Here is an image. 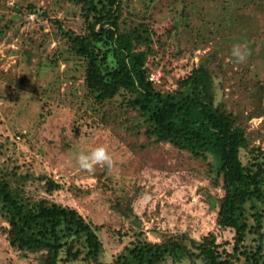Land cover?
<instances>
[{"label":"trees","instance_id":"obj_1","mask_svg":"<svg viewBox=\"0 0 264 264\" xmlns=\"http://www.w3.org/2000/svg\"><path fill=\"white\" fill-rule=\"evenodd\" d=\"M3 12L27 26L17 50L9 51L31 68L32 84L42 90L40 99L58 94L84 123L117 131L131 152L168 145L187 154L203 167L210 186L222 192L202 194L216 209V229L230 233V241L218 242L215 232L197 240L187 232L153 228L157 241L152 242L133 210L138 193L117 194L104 183L106 168L97 171L96 188L112 193L110 209L129 222L108 230L118 243L128 238L125 253L112 264H264V151L250 145L247 135L249 121L264 116L261 83L253 86V102H240L235 79L216 50L200 55L173 88H165V78L150 81L148 64L159 41L143 18L127 20L124 0H49L45 6L20 0L10 6L0 0V16ZM29 14L35 21L31 27L24 20ZM73 20L79 21L78 30L70 26ZM13 25L9 20L0 27V42ZM247 28L242 24L241 33ZM16 79L22 81L17 73L10 84ZM62 84L63 95L57 90ZM8 146V139L0 137V230L10 250L21 258L31 256L35 264H106L95 227L76 210L28 190L34 186L52 195L62 189L60 182L35 175L9 154Z\"/></svg>","mask_w":264,"mask_h":264},{"label":"rangeland","instance_id":"obj_2","mask_svg":"<svg viewBox=\"0 0 264 264\" xmlns=\"http://www.w3.org/2000/svg\"><path fill=\"white\" fill-rule=\"evenodd\" d=\"M6 1L11 6L18 0ZM20 1H34L39 6L49 2ZM124 13L127 20L133 22L144 19L155 41H159L154 45L157 54L151 56L148 67L158 82L165 78L166 89L173 88L174 80L189 72L200 55L216 50L228 76L235 79L238 100L253 102L250 96L258 82L263 87L264 98V0H124ZM3 14L0 27L9 20L14 25L0 42L1 141L8 139L9 154L35 175L54 176L63 186L52 195H45L34 186L28 188L29 192L76 210L95 227L102 243V261L106 264H112L117 255L125 253L124 247L128 244V238L118 243L108 230L126 227L129 222L110 209L112 193L96 188L95 173L104 168L107 170L104 183L117 194L138 193L133 210L143 223L148 240L157 241L151 233L154 228L172 233L187 232L197 240L215 232L218 242L230 241V233L216 229V209L209 207L202 194L203 190L218 196L222 192L210 186L203 167L189 161L187 154H179L168 145L131 152L118 139L117 131L109 127L97 130L84 123L80 114L69 108L68 101L60 100L58 94L51 93V100L40 99L42 90L32 84L35 77L28 72L31 68L19 54L9 51L17 50L27 26L21 25L23 21L16 15ZM24 20L29 27L35 24L33 15L29 14ZM71 22L70 26L78 30L79 21ZM244 23L249 28L241 33ZM173 26L175 31L167 37ZM164 41L165 47L159 46ZM234 44L246 45L251 50L246 62L236 64L231 58L230 49ZM178 52L183 56L177 55ZM17 60H20L18 65L15 64ZM62 70L63 65L59 72ZM56 72L54 70L55 75ZM17 73L22 81L16 79L10 84L9 80ZM65 89L62 84L57 90L63 95ZM251 110L249 105L247 112ZM247 135L250 145L264 151V116L249 121ZM97 146L107 148L113 158V167L97 165L91 173L81 170L75 156ZM0 264H35V261L31 256L25 259L11 251L0 230ZM179 264L189 262L184 260Z\"/></svg>","mask_w":264,"mask_h":264},{"label":"clouds","instance_id":"obj_3","mask_svg":"<svg viewBox=\"0 0 264 264\" xmlns=\"http://www.w3.org/2000/svg\"><path fill=\"white\" fill-rule=\"evenodd\" d=\"M251 55V50L243 44H234L230 49V56L236 64L246 62ZM78 167L89 173L93 172L97 165L105 166L108 169L113 167V158L104 146H97L87 153L80 152L75 156Z\"/></svg>","mask_w":264,"mask_h":264},{"label":"built area","instance_id":"obj_4","mask_svg":"<svg viewBox=\"0 0 264 264\" xmlns=\"http://www.w3.org/2000/svg\"><path fill=\"white\" fill-rule=\"evenodd\" d=\"M149 80L153 82H158V79L153 77V75L150 76Z\"/></svg>","mask_w":264,"mask_h":264}]
</instances>
